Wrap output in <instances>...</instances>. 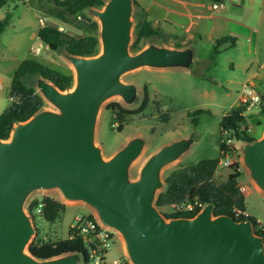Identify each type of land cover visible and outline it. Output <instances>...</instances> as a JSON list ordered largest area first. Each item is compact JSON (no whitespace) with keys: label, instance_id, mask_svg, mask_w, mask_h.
<instances>
[{"label":"water","instance_id":"95a60500","mask_svg":"<svg viewBox=\"0 0 264 264\" xmlns=\"http://www.w3.org/2000/svg\"><path fill=\"white\" fill-rule=\"evenodd\" d=\"M88 11L99 20L101 50L88 56L63 50L74 68V85L62 90L35 76L37 91L52 107L17 121L8 138L0 137V264L84 260L81 252L38 258L28 249L36 228L25 203L36 190H58L67 201L91 206L103 226L122 236L131 264H264V238L252 219L215 215L211 202L191 217L168 219L157 207L163 168L191 149L196 134L162 145L137 178L131 177V166L146 147V136L133 135L104 156L96 142L102 104L120 96L134 105L140 96L137 84L123 81V74L142 67L192 70L197 56L193 45L157 40L132 52L133 0H106ZM240 149L249 177L264 195V130Z\"/></svg>","mask_w":264,"mask_h":264},{"label":"rangeland","instance_id":"374dc122","mask_svg":"<svg viewBox=\"0 0 264 264\" xmlns=\"http://www.w3.org/2000/svg\"><path fill=\"white\" fill-rule=\"evenodd\" d=\"M193 1L204 4L200 8L208 13L223 12L234 18V21L223 23L217 18L218 22L211 30L213 24L211 18L207 20L194 18L196 24L190 33L194 34L191 44L195 47L197 64L192 70L142 67L128 71L123 74L122 80L137 84L140 90L137 103L128 105L120 96H112L102 104L99 111L96 142L102 147L105 157L114 154L133 135L140 134L148 138L142 154L131 166L132 178L139 176L140 168L150 154L162 145L190 134H196L197 140L188 152L163 168V180L176 168L195 164L204 158L220 157L221 140L225 135L221 131L220 120L232 106L238 104L244 84L254 83L256 90L262 94L263 100L247 108L244 115L253 136L257 138L263 133L264 0H234L233 3L223 0L222 2L227 5L226 11L214 9L213 3L218 2L215 0ZM178 5H180L178 0H133L134 24L131 45L146 18L153 21L160 29L161 35L140 41L141 49L151 40L167 45H185L181 42L189 34L184 29L189 19L167 10L168 7L174 8ZM86 13L87 16L66 14L53 0H11L0 6V19L10 17L9 24L0 35V113L10 103L9 90L15 69L26 57H34L63 72H71L75 81L74 68L63 55L62 49L52 51L44 43L42 52L36 54L32 47L40 42L37 31L40 28L41 17L47 24L55 25L72 35L96 34L100 37L99 20L88 10ZM166 18L183 24L169 23ZM226 35L234 36L235 44H232L231 40L222 44L217 43V38ZM139 50L131 47L132 52ZM31 82L35 84L34 79ZM146 94L147 105L140 110ZM44 107L52 106L46 101ZM120 124L122 128H119ZM233 161L234 164H238L217 167L216 180H225L229 173L235 170L242 172L238 182L247 190V193H244L246 211L264 222V196L249 177L242 153L238 149ZM46 195L66 204L60 216L53 222L29 212L32 200ZM25 208L36 228L33 238L38 240L66 238L77 217L96 215L95 210L85 202L67 201L58 190L34 191L27 199ZM160 210L171 212L174 208L171 205ZM124 254L123 238L115 231L107 257L110 259ZM80 264L86 263L83 260Z\"/></svg>","mask_w":264,"mask_h":264},{"label":"trees","instance_id":"16d2710c","mask_svg":"<svg viewBox=\"0 0 264 264\" xmlns=\"http://www.w3.org/2000/svg\"><path fill=\"white\" fill-rule=\"evenodd\" d=\"M11 0H0V6ZM54 3L62 8V11L69 15H84L90 7H102L105 0H53ZM219 1V0H215ZM10 17L0 19V35L9 24ZM160 29L153 24L149 18L144 19L137 33L136 40L132 43V48L141 49L140 41L160 36ZM37 36L42 43H45L52 51L67 50L79 55H95L99 52V37L96 34H85L75 36L60 29L55 25L47 24L40 27ZM235 44L236 38L232 35H226L216 39L218 44L228 41ZM181 46V45H177ZM41 75L54 82L60 89L70 88L74 82V75L71 72H63L59 69L50 67L34 57H26L18 64L13 74L9 97V105L0 113V137L8 138L14 124L20 120H26L38 110L42 109L46 101L37 91L32 79ZM148 102V95L143 99L141 109H144ZM247 105L236 104L225 113L220 120L222 133L225 130L232 129L237 139L252 141L256 137L250 133L247 118L244 112ZM123 113V112H121ZM122 128V124L119 125ZM221 142V147H222ZM218 158H204L195 164L179 167L171 171L164 179L165 187L159 191L156 198L157 207L163 208L175 203L189 201H198L205 205L213 203L214 214H228L235 216L234 208L246 210L245 195L238 182L242 172L235 170L229 173L223 181L215 178V172L218 167ZM235 163L234 165H237ZM39 206L38 200L32 201L29 205V212L37 214L47 221H55L66 204L50 195L44 196V205L41 207V213H36ZM162 211V210H161ZM198 211L176 210L162 213L167 217L194 216ZM239 216L236 219H243ZM246 218L256 222V217L248 215ZM66 238H57L54 240H38L33 238L28 249L38 258H49L69 252H81L84 254V260L89 261V246L81 235H71ZM258 233V230H256Z\"/></svg>","mask_w":264,"mask_h":264},{"label":"built area","instance_id":"2783aa9c","mask_svg":"<svg viewBox=\"0 0 264 264\" xmlns=\"http://www.w3.org/2000/svg\"><path fill=\"white\" fill-rule=\"evenodd\" d=\"M214 9H224L225 5L220 1L213 3ZM40 27L47 25L44 18H39ZM44 43L41 41L38 45L32 47L33 51L36 54L42 52ZM263 100L262 94L256 90L255 84H244L242 93L239 97L238 104H245L247 107H251ZM225 135L222 137V147H221V156L219 157L218 166H230L234 164L233 157L237 153V149L241 152L240 146L244 140L237 139L234 136L232 129L225 130ZM236 141V143L234 142ZM243 193H247L243 187H241ZM39 206L36 209V213H41V207L44 205V197L37 199ZM33 201V200H32ZM176 210H189V211H200L204 206L202 203L195 201H183L175 203L172 205ZM235 218L239 216H244L243 219H246L250 213L246 210H241L239 208H234ZM254 223L255 230H258V233L261 234L264 238V222L256 218ZM72 232L71 235H81L82 238L86 241L89 246V261H85L86 264H131L129 258L126 254L120 257L108 258L107 251L113 240L112 229H109L101 224L98 217L95 214H89L85 216H79L76 218V223L71 225Z\"/></svg>","mask_w":264,"mask_h":264},{"label":"crops","instance_id":"0c3cea01","mask_svg":"<svg viewBox=\"0 0 264 264\" xmlns=\"http://www.w3.org/2000/svg\"><path fill=\"white\" fill-rule=\"evenodd\" d=\"M219 1L225 5V8L221 9V10L226 11L227 5L224 2H222L223 0H219ZM228 1H230L232 3L234 2V0H228ZM178 3L180 5H178L177 7H174V8L168 7L167 10H168V12H174V13H177V14L182 15L184 17H187L189 19L188 24L184 28L185 32H189V34L186 35L185 36L186 39L181 42L182 44H185V45H182L179 47L192 45L191 44V41H192L191 38L194 34L190 33V31H191L192 27H194L196 24L194 18L206 19V20L211 18L213 21L211 30L214 29L215 25L218 22L217 18L221 19V22H223V23H225L224 21H234V18L230 17L229 15L224 14L223 12H221V13H213V12L208 13V12L204 11L202 8H200L201 6L203 7L204 4L198 3L197 1L178 0ZM218 9H220V8H218ZM166 21H168V22L170 21L169 23H172V22H174L175 24L178 23L180 25L183 24L182 22L172 21L169 18H166ZM230 32H232V31L230 30ZM170 46H176V45L170 44Z\"/></svg>","mask_w":264,"mask_h":264}]
</instances>
